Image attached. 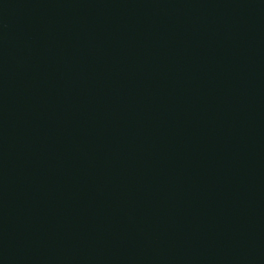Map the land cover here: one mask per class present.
Segmentation results:
<instances>
[{"label": "water", "instance_id": "1", "mask_svg": "<svg viewBox=\"0 0 264 264\" xmlns=\"http://www.w3.org/2000/svg\"><path fill=\"white\" fill-rule=\"evenodd\" d=\"M0 264H264V0H0Z\"/></svg>", "mask_w": 264, "mask_h": 264}]
</instances>
